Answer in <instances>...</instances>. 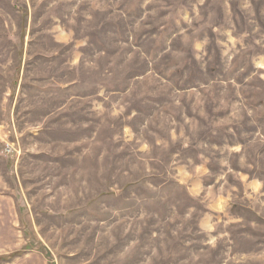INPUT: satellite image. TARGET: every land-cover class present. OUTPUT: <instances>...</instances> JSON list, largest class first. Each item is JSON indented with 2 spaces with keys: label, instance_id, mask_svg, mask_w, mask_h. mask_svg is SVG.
<instances>
[{
  "label": "rangeland",
  "instance_id": "374dc122",
  "mask_svg": "<svg viewBox=\"0 0 264 264\" xmlns=\"http://www.w3.org/2000/svg\"><path fill=\"white\" fill-rule=\"evenodd\" d=\"M0 264H264V0H0Z\"/></svg>",
  "mask_w": 264,
  "mask_h": 264
}]
</instances>
